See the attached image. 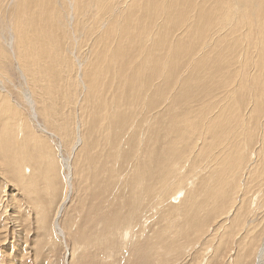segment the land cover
I'll return each instance as SVG.
<instances>
[{
	"label": "bare ground",
	"instance_id": "bare-ground-1",
	"mask_svg": "<svg viewBox=\"0 0 264 264\" xmlns=\"http://www.w3.org/2000/svg\"><path fill=\"white\" fill-rule=\"evenodd\" d=\"M5 1L8 5L15 0ZM180 1L182 0H152L150 2L147 0H19L16 17L12 19L11 25L6 24V27H9L7 30L11 29L7 44L10 46L13 43L12 31H14L15 45L21 53L20 60H22L19 70L27 84L23 95L27 105L30 106L33 119L37 116L32 106L35 96H43L42 104L47 107L46 97L52 99L51 97H55L56 92L59 91L56 81L51 79L55 89L48 78L53 76V68L62 64L49 55L48 30L49 40L54 41V46L56 48L59 46L62 51L60 59L65 54L74 58L76 88L72 93L71 90L67 92L68 95L77 96L79 103L75 105L68 99L72 107L70 110L90 108V131L85 141L88 145L95 143L100 151L105 149V145L101 142L102 136H105L106 144L118 145L119 140L131 126L130 112L139 107L137 113H151L148 116L149 124L145 131L147 134L146 136L143 134L141 140V147L143 146L146 152H142L141 147L137 152L131 150L137 139V128L143 123L139 115L134 117L136 124L125 139L124 148L128 149L132 159L141 158L145 161L151 159L148 142L154 137L152 131L161 129L166 124L170 140L162 151V164L159 167L178 177L186 173V171L183 172L184 170H179L184 169L181 165L189 161L193 153L182 147L189 136L187 132L191 134L194 130L196 131L195 141L200 143L194 144L197 152L193 162L191 160L189 164L193 166L188 177L191 178L190 185L181 196L178 197L179 192H175L169 198H178L173 211L182 221L178 227L179 233L185 236L186 234L196 236L199 239L205 235L206 224H211L217 217L219 219L215 226L224 230L225 223H220V220L223 218L227 220L229 217L227 212L235 209L234 195L240 186L238 185L239 171L245 169L239 164L236 165L242 158L238 138L241 133L246 136V132L251 129L252 120L260 112L258 98L264 94V0H200L203 1L201 6L196 4L199 0H185L188 2L182 3V9H178L176 5ZM229 2L236 8L228 6ZM229 8H232V12ZM216 13H219V16L216 17ZM147 16L152 18L147 19ZM83 21L87 22L91 28L83 35L90 47L85 52L74 54L73 41L80 37L79 25ZM194 21L202 28L205 37L200 38L194 47L188 49L184 47L182 37L190 23ZM209 31L213 33L209 34ZM198 37L199 35L194 36L192 31V38L198 39ZM135 44L140 46L139 51L136 50L135 56L126 58L125 55L131 53L132 46ZM197 46L198 50H196ZM101 60L106 65L100 63ZM35 67L38 71L33 79L32 73ZM60 70L63 71L62 68ZM40 76L44 77L45 84L41 82ZM34 81L40 83V90L44 93L37 92V95L33 93L31 88ZM147 82V88H143L142 84ZM165 84L169 86L174 84L177 95L171 96L167 108L158 113L156 101L159 100ZM121 86H124V90H121ZM149 87L150 90H148ZM101 90L104 91L108 106L112 107L108 113V123L104 131L99 129L101 108L97 103ZM145 91L152 97V101L147 100L145 104L139 101L132 103L133 99L142 98ZM51 94L54 95L51 96ZM62 104L68 105L66 101ZM262 112L264 113V106H262ZM77 113H79L78 110ZM259 122L263 135L260 148L262 155L258 159L249 158L251 151L248 159L254 165L248 169V175L251 180H257V183L263 187L264 174L261 175L260 172L264 171V119ZM78 125H81L79 119ZM39 126L44 128L42 124ZM62 130L68 134L65 121H63ZM216 130H218L217 133L213 134L212 132ZM94 133L95 138H92L91 135ZM81 142L82 138L78 135L72 144L73 148ZM0 146L3 161L12 168L14 179L20 182L21 187H24L28 198L37 191L36 180L40 177H48L49 194L57 188L55 182L57 172L54 165L48 164L42 173L43 165L39 162L37 166L29 165L25 172L20 153L4 137L1 130ZM110 153L107 151L106 155ZM112 153L127 158L122 152ZM62 157L68 190L58 202L52 217L54 230L61 237L64 231L59 224V218L71 191L70 165L68 158ZM145 161H142L140 165L146 167ZM30 167L35 173L31 170L30 174ZM146 173L148 174L146 177L152 175V171L147 168ZM187 176L185 182L188 181ZM144 177L138 175L139 179ZM164 184L170 185L172 181ZM120 185L124 187L123 184L120 183ZM137 187L138 193L135 195L138 197L132 204L135 205L137 200L145 201L152 194L157 197V205L164 203L165 200L167 202L168 195L160 197L161 191L154 185L144 189L138 183ZM136 190V187L131 189V191ZM52 195H49L50 199L55 197ZM54 199H52L53 202L51 201L53 204ZM261 200L264 202V195ZM233 201L232 206L229 209L226 208L227 211L223 209L226 204ZM150 202L154 203V199ZM139 203L136 202L135 206L137 207ZM147 205L150 204L147 203ZM43 207L39 204L35 206L38 211L42 208L39 215L42 211L45 215ZM129 209L131 211V208ZM239 209L240 211L238 210L234 216V223L242 218L244 225L249 228L253 220L248 218L246 215L248 213H241L245 210L243 205H240ZM225 213L226 215L220 218ZM131 216L134 217V215ZM116 217H109L105 223V226L111 225V231L110 229L109 231L112 236L119 233L117 229L120 227ZM134 221L136 220L131 222ZM121 228L123 230L120 229L119 240L134 232L131 225L125 222L121 224ZM226 231L227 229L219 236L221 243L227 235H230ZM215 233L217 234L218 231ZM255 259V264H264V237L255 254ZM202 263L204 264L203 260L198 264Z\"/></svg>",
	"mask_w": 264,
	"mask_h": 264
},
{
	"label": "rangeland",
	"instance_id": "rangeland-1",
	"mask_svg": "<svg viewBox=\"0 0 264 264\" xmlns=\"http://www.w3.org/2000/svg\"><path fill=\"white\" fill-rule=\"evenodd\" d=\"M18 1L15 0L6 5L5 0H0V52L2 51L0 53V130L4 137L12 143L14 149L20 153L25 172L29 165L34 164L37 166L39 162L43 165L42 173L48 164L55 166L57 188L51 192L52 197L55 196V199H50L48 177H40L36 180L37 191L28 198L26 190L21 187L20 182L18 183L14 179L12 168L6 165L0 154V264H198L202 260L204 264H255V254L264 237V202L261 200L264 195V186L259 185L257 180L250 179L248 169L252 168L254 163H251L248 157L251 151L249 158L258 159L262 155L260 148L263 135L261 134L259 120L264 119V113L262 112L264 94H261L258 98L260 112L252 120L251 129L246 132V136L241 133L238 138L242 158L236 165L239 164L245 169L239 171L238 185L240 186L236 189L234 195L236 202H230L226 204L227 207L223 208L224 210L229 209L234 203L235 209L227 212L229 214L228 221L225 218L220 220V223H225L226 232L231 229L228 232L230 235H227L223 243L220 242L221 238L219 236L225 229H218V226H215L216 221L219 219L217 217L211 224H206L205 235H202L199 239L196 236L187 234L185 236L181 232L179 233L178 227L182 221L173 211L178 198L170 199L169 196L175 192H179L178 197L181 196L190 185L191 178L188 177H190L189 173L192 172L193 166L189 164L191 160L193 162L196 156L197 148L194 147V144L200 143L195 141L196 131L194 130L191 134L187 132L189 136L185 139V144L182 147L193 153L189 161L181 165L184 169L179 170H184L183 172L186 171L187 174L178 177H174L159 167L162 164V151L170 140V135L166 131V124L161 129H153L152 131L154 137L150 138L148 142L151 159L147 161L141 158L132 159L128 149L124 148L125 139L135 127L136 119L134 117L136 115L142 118L143 123L137 128V139L135 146L131 149L132 151H139L142 135L145 134L146 136L147 134L145 131L149 124L148 116L151 113L139 114L137 113L139 107L130 112L131 126L119 140L117 146L106 144L105 136L101 137V142L105 145L104 150L100 151V148H96L95 143L88 145L85 140L88 139L90 131V108L77 109L79 113L76 114L77 110L71 111L72 107L68 102V99H70L75 105L79 103L77 96L68 95L70 90L72 93L76 88L74 58L65 54L60 59L62 51L59 46L57 48L54 46V41L49 40V30V55L62 64H59L56 68L54 67L52 70L53 76L48 78L55 89L56 87L52 84L51 79L56 81L59 91L56 92L55 97H51L52 99L47 98L45 95L48 105L44 107L42 104L43 96L37 95V92H44L40 90L39 82H33L31 89L38 96H35L36 99L32 104L37 115L33 119L30 106L27 105L28 103L23 95L27 84L19 70L22 60H20L21 53L15 45L14 31H12L13 43L10 46L7 44L11 29L7 30L9 27H6V24L11 25L12 19L16 17ZM150 1L152 0H147V2ZM187 2L185 0L180 1L176 8L182 9L181 4ZM196 4L201 6L203 1L199 0ZM227 5L236 8L231 2ZM229 9L232 12V8ZM218 14L216 13V17L219 16ZM212 17L216 18L215 16ZM146 18L152 17L147 16ZM79 26L81 35L73 41L72 51L74 54L85 52L90 47L83 37L84 33L91 29L90 26L85 21L81 22ZM163 26L165 27V25ZM201 29L195 21L190 23L187 32L182 37L184 47L191 49L200 38L205 37ZM192 31H194V36L199 35L198 39L192 38ZM212 33L213 31H209V34ZM139 48V45H133L131 53H128L125 57L129 59L135 56L136 50L139 51ZM196 50H198V46ZM154 58L156 57L154 56ZM100 63L104 64L102 60ZM60 68L63 69L62 72ZM37 71L38 68L35 67L32 73L33 79ZM40 79L43 84L46 83L43 76H40ZM147 84L148 82L143 83L142 87L147 88ZM121 90H124V86H121ZM148 90H150V87ZM4 94H7V96H4ZM163 94L166 96H162ZM175 95H177V89L174 84L170 86L165 84L159 100L156 101L158 113L167 108L170 97ZM147 100L152 101V97L145 91L142 98L133 99L132 103L139 101L145 104ZM63 101H66L68 105L63 106ZM97 103L101 108L99 129L104 131L108 123V113L112 107L108 106L107 98L102 90L99 91ZM78 119L81 125H78ZM63 121L67 124L68 134H65L62 130ZM39 124H42L44 128L40 127ZM217 131L212 133L216 134ZM78 135L81 136L82 142L79 143L80 146L73 148L72 144ZM91 137L95 138V133ZM97 147L99 146L97 145ZM141 150L146 152L143 146ZM107 151L111 153L106 155ZM112 152H122L127 158ZM62 156L68 158L70 165L71 191L69 190V197L59 218V224L64 231L61 237L54 230L52 217H54L58 202L62 200L65 192H67L66 190H68L64 177L65 169L61 161ZM142 161L146 162V167L140 165ZM146 168L152 171V175L149 177H146L148 175ZM31 170L30 167V174L33 171ZM33 173L35 172L33 171ZM260 174L263 175L264 171H261ZM138 175L145 177L139 179ZM186 176L187 182H185ZM96 180L98 181L96 182ZM167 181H172V184H164ZM138 183L144 189L154 185L155 188L161 191L160 197L168 195L167 202L165 200L164 203L157 205V197L152 194L145 201L137 200L136 202H140L142 206L139 203L136 207V202L135 205L132 203L138 197L135 195V193H138ZM133 187H136L137 190L131 191ZM110 189L114 191H109ZM52 199L55 201L54 204L51 203ZM118 199L122 202L121 204H119ZM152 199H154V203L156 202L155 204L150 202ZM35 201L38 202L39 206H44L45 215L43 211V215H39L42 208L39 209L40 211L36 210L35 206L38 204ZM147 203L150 205H147ZM240 205L245 207V210L241 213H248L246 214L248 218L253 220L249 228L244 225L245 222H242V218L234 223L233 219L238 210L240 211ZM133 206H135L134 209ZM129 208H131V211ZM37 215L40 216V219ZM131 215H134V219ZM225 215L226 213L221 215L220 218ZM111 216H117L120 227L117 229L119 235L115 233L116 235L112 236L110 232L111 225L107 224V227L105 226L106 220ZM138 216L140 217L138 218ZM140 218L141 221L139 222ZM133 220L136 221L132 223ZM124 222L129 226L131 225V229L134 231L129 236L124 235L125 242H123V239L119 240L120 229H122L121 224Z\"/></svg>",
	"mask_w": 264,
	"mask_h": 264
}]
</instances>
